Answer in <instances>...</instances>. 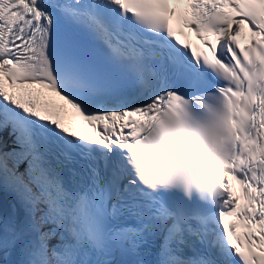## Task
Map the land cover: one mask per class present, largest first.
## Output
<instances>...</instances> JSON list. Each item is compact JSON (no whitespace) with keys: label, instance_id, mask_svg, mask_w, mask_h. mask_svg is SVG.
<instances>
[{"label":"snow or ice","instance_id":"6c2138e0","mask_svg":"<svg viewBox=\"0 0 264 264\" xmlns=\"http://www.w3.org/2000/svg\"><path fill=\"white\" fill-rule=\"evenodd\" d=\"M0 190V264H264V0H0Z\"/></svg>","mask_w":264,"mask_h":264},{"label":"bare ground","instance_id":"6f19581e","mask_svg":"<svg viewBox=\"0 0 264 264\" xmlns=\"http://www.w3.org/2000/svg\"><path fill=\"white\" fill-rule=\"evenodd\" d=\"M14 199L15 197L12 192L0 190V203L2 201L5 206H11V204L14 202Z\"/></svg>","mask_w":264,"mask_h":264},{"label":"clouds","instance_id":"9594fccd","mask_svg":"<svg viewBox=\"0 0 264 264\" xmlns=\"http://www.w3.org/2000/svg\"><path fill=\"white\" fill-rule=\"evenodd\" d=\"M162 186H164V187H175L176 185L164 184V185H162Z\"/></svg>","mask_w":264,"mask_h":264},{"label":"water","instance_id":"95a60500","mask_svg":"<svg viewBox=\"0 0 264 264\" xmlns=\"http://www.w3.org/2000/svg\"><path fill=\"white\" fill-rule=\"evenodd\" d=\"M0 208H2V207L0 206Z\"/></svg>","mask_w":264,"mask_h":264}]
</instances>
